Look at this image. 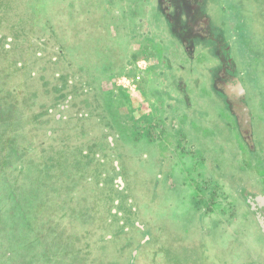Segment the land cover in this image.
I'll list each match as a JSON object with an SVG mask.
<instances>
[{
  "label": "rangeland",
  "instance_id": "374dc122",
  "mask_svg": "<svg viewBox=\"0 0 264 264\" xmlns=\"http://www.w3.org/2000/svg\"><path fill=\"white\" fill-rule=\"evenodd\" d=\"M119 1L0 0V264H264V228L257 219L264 217L258 203L264 198V0H233L229 21L253 114L256 134L251 125L244 132L250 151L234 163L213 160L214 151L203 158L194 153L187 162L192 142H200L192 130L180 131V143L161 133L150 144L112 110L131 158L121 161L128 200L137 207L126 208V199L118 209L123 215H115L118 193L104 188L101 195L104 180L93 171L112 153L114 136L97 121L106 109L104 67L114 58L95 49L93 29L98 15L105 32L97 41L108 37L111 52L110 15L119 7L109 2ZM89 95L91 102L78 103ZM69 97L73 105L62 111ZM171 109L165 121L185 126L189 117L179 120ZM232 111L242 123L239 110ZM177 144L185 148L173 156ZM202 159L208 165L199 161L198 171H190ZM217 165L230 170L226 181L200 178L199 171L213 173ZM205 186L213 191L208 212L199 203Z\"/></svg>",
  "mask_w": 264,
  "mask_h": 264
},
{
  "label": "flooded vegetation",
  "instance_id": "af4514ba",
  "mask_svg": "<svg viewBox=\"0 0 264 264\" xmlns=\"http://www.w3.org/2000/svg\"><path fill=\"white\" fill-rule=\"evenodd\" d=\"M232 2L233 0H121L114 6L109 2L111 7H119L113 15H110L112 26L108 33L110 34L111 52L104 44L108 37L97 41L100 35H104L105 30L101 28L100 16L95 15L94 47L96 50L104 48L107 57L114 58L113 62H109L105 66L107 76L100 82L101 95L105 94L103 107L106 109L103 111L102 119H98L97 123L102 132H112L114 138L110 139L111 155H108V159L105 161L98 160L96 165L94 163L93 171L96 178L104 180V182L99 180V186L97 185V189H101V195L105 189L118 193V196L113 197L114 200L117 197L120 198L116 201V205L114 204V213H118L119 205L125 203L126 199L128 200L127 184L124 178L126 172L121 166V161L126 160L128 163L130 157L127 153L126 141L121 139L119 128L114 123L115 115L113 116L111 111L113 110L114 114L120 111L125 118L133 123L135 129L138 128L136 132L140 134V139L145 132L147 134V131L152 127L146 124L142 118H135L131 114H127V110L129 111L130 104H134L135 108L141 107L143 104L141 89L148 86L149 76L160 79L161 82H158L161 86L168 84L167 86L170 87L171 83H175L178 87L176 97L178 104L183 110V116L192 119V131L199 135L200 141L192 142L194 144L191 145L190 150L193 154H189L186 158L189 160L187 162H192L190 156L194 153L203 158L206 153L214 151L213 160L219 162L220 159L225 158L226 161L234 163L235 158H245L247 151H250L244 140V132H247L246 129L251 125L253 135L256 133L253 114L246 104L245 71L240 69L241 64L236 60L235 49L231 44V38L235 36L229 24L230 17L234 12ZM97 6L99 7V5ZM133 6L141 8V11L134 10ZM103 7L104 4L99 8ZM132 18H134V23H132ZM126 29L127 33L134 29L133 36L139 44L133 47L132 54L126 60L128 68L124 70L122 64L125 61L126 47L124 46L126 45L121 39L126 38ZM142 47L148 53L142 52ZM117 67L121 68L117 69ZM236 68L238 69L236 70ZM80 69L90 75L86 68L80 66ZM70 78L69 76V86L72 83ZM122 82H128L129 86L123 85ZM69 98L68 103L61 107L62 111L73 105L70 104L73 97ZM91 99L90 95L88 97L81 96L78 103L91 102ZM108 100L109 103H107ZM113 102H118L121 105L115 106ZM231 102L232 107L239 110L242 123L233 113ZM80 107L83 108L84 105ZM117 108L119 109L117 110ZM60 118L61 116L57 120ZM86 118L89 119V117ZM159 126H163V122L158 124V128ZM82 128L83 125L80 130ZM83 133H86L85 130L79 131V135H83ZM48 135L50 136V133ZM69 145L66 146L67 150ZM76 145L72 146L74 151L79 147ZM178 145L175 151L179 152L185 148L184 144L181 147ZM226 146H234V148L227 150ZM198 148L202 153H198ZM199 161L208 163L205 159L196 160V165L190 168V171L197 170ZM253 161L250 164L258 166ZM240 162L237 161L236 164H239L241 168ZM158 163L165 166L166 160L159 159ZM242 168L244 167L242 166ZM216 169L217 171L213 173H209L208 170L199 171V176L203 179L212 175L220 178L221 175L226 181L230 170L220 168L218 165ZM128 172H130L129 169ZM111 181L113 184L107 185ZM201 183L205 185L204 181ZM198 191L200 195L202 194L201 199L198 194L199 203L207 211L214 204L208 199L213 191H210L209 186L199 187ZM103 198H107L106 195H103ZM247 203L251 204V201L248 200ZM258 203L264 208V198H260ZM130 204L137 212L133 201L128 200L126 208L130 207ZM118 214L123 215L121 212ZM257 219L261 227L264 228V217Z\"/></svg>",
  "mask_w": 264,
  "mask_h": 264
},
{
  "label": "crops",
  "instance_id": "0c3cea01",
  "mask_svg": "<svg viewBox=\"0 0 264 264\" xmlns=\"http://www.w3.org/2000/svg\"><path fill=\"white\" fill-rule=\"evenodd\" d=\"M134 10H137L138 12L141 11V8L133 6ZM139 15V14H138ZM140 16V15H139ZM134 18H132V23H134ZM130 22V21H129ZM134 28V27H132ZM138 31H140L138 29ZM126 29V39L127 41L129 40V45L126 47L125 50V61L123 62L122 66L126 65V60L129 59V56L133 52V47L136 46L137 43L134 39V29L130 30L129 33H127ZM126 41V42H127ZM144 53H148V51L142 47ZM135 50V49H134ZM152 51V50H151ZM150 54L152 52H149ZM104 70L107 71V69L104 67ZM107 74L105 75L106 78ZM160 79H155L154 76H149V84L147 87L144 89H141L142 92V98H143V104H141V107H136L134 104H130V109L129 111L127 110V114H131V116H134L135 118H142L146 124H149L152 128L149 129L144 133V135H148L149 137L147 140L149 141L150 144L155 141L154 139L158 138V136L162 133V135H171L173 139H176V143H180L181 141L179 140L178 136H180V131L182 129H190L191 128V121L192 119L189 118V120L183 122L185 126L182 127L181 124L178 123V119H175L173 121H165V114H170L171 112H168L170 108L174 113V117L179 118V120H182L184 118L183 116V110L180 107V104H178V100L176 99L177 97V91L178 87L176 84L171 83L170 87L167 86L168 84H165L164 86H161L159 82ZM172 114V113H171ZM170 116V115H169ZM172 117V116H171ZM153 121V123H151ZM160 122H163V126H159L158 124ZM169 124V125H168ZM155 129V131H153ZM188 129V130H189ZM189 130V133L192 132ZM110 133V132H109ZM196 132L193 131V135H195ZM105 135V134H103ZM143 136V135H142ZM105 137V136H104ZM144 137V136H143ZM106 138V137H105ZM154 138V139H153ZM190 140V139H187ZM157 142V141H155ZM172 154L177 156L180 155V151H175L177 147H172ZM136 153H139V151L136 149ZM165 160V157H159V159ZM172 159V158H171ZM158 161V160H157ZM175 168L173 167V170ZM182 173H186L187 171H184L182 168Z\"/></svg>",
  "mask_w": 264,
  "mask_h": 264
}]
</instances>
